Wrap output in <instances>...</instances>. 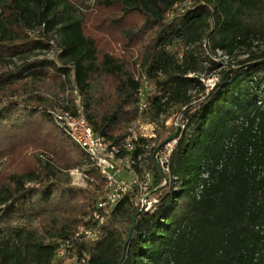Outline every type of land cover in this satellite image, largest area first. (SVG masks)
Instances as JSON below:
<instances>
[{
    "label": "trees",
    "instance_id": "1",
    "mask_svg": "<svg viewBox=\"0 0 264 264\" xmlns=\"http://www.w3.org/2000/svg\"><path fill=\"white\" fill-rule=\"evenodd\" d=\"M88 1L0 0V264H264V0ZM51 45L55 59L25 60ZM221 67L209 90L202 75ZM145 83L151 122L176 109L184 125L165 176L161 137L136 142L160 202L141 212L128 195L98 225L106 181L95 169L82 197L66 187L89 157L50 94L72 86L87 124L123 153ZM82 227L96 240L77 238Z\"/></svg>",
    "mask_w": 264,
    "mask_h": 264
},
{
    "label": "built area",
    "instance_id": "2",
    "mask_svg": "<svg viewBox=\"0 0 264 264\" xmlns=\"http://www.w3.org/2000/svg\"><path fill=\"white\" fill-rule=\"evenodd\" d=\"M147 84L145 83L139 93L141 97L140 111L148 109V104L145 102ZM77 109L76 115L71 114L70 111L60 109L54 113V117L60 127L70 136L71 140L87 154L91 167L98 170L106 181L108 190L99 199L98 209L92 216L93 221L97 222L98 225H103L109 219L116 205L131 194H135L134 204L141 212H150L156 209L160 200L153 193V174L150 171H144V173L139 174L136 171V166L142 157L136 159L133 156L136 142L140 138L153 139L152 136L154 135H138L135 131H131V135L127 138L124 145V152L121 153L118 148L112 147L102 137L96 135L87 124L80 106V99L77 102ZM176 142L175 140L169 143L158 154L159 163L162 166L166 165V168H164L166 174L169 173V160ZM80 236L96 240L98 230L82 227L77 233V238ZM71 241H65L59 246L57 251L58 259L67 257V251L72 248Z\"/></svg>",
    "mask_w": 264,
    "mask_h": 264
},
{
    "label": "rangeland",
    "instance_id": "3",
    "mask_svg": "<svg viewBox=\"0 0 264 264\" xmlns=\"http://www.w3.org/2000/svg\"><path fill=\"white\" fill-rule=\"evenodd\" d=\"M95 2H96V0H89L88 6L92 7ZM114 28H117V26H114ZM39 33H40V31H39V29H37L31 35L34 37H38ZM261 49L264 50V46H261ZM56 53H57L56 49L53 46L50 48L37 49L32 54L28 55L25 58V60L28 62L35 61L36 59H38V60H43V59L53 60L57 56ZM236 55H240L239 56L240 59L245 58V56H243L242 53H237ZM218 57L221 61H225V64H227L226 61H228L227 60L228 58L224 57L223 53L219 52ZM233 59L235 61V58H233ZM223 68L221 67V68L214 69L212 74H210L209 76L202 75L201 79L205 83V85L209 88V90H211L215 86L216 82L219 79L220 71ZM133 73H135L136 77H140L136 68L133 69ZM71 89H72V86H69V88L67 89L66 92L59 93V92L55 91L54 93L50 94L51 98L53 99V101L57 105V109H59V110L63 109L64 110L66 107H71L73 104L77 105L79 98L77 97V94H75L74 97H72V94H71L72 90ZM146 91H152L154 93L155 86L153 84H149V85L147 84L146 85ZM80 104H81V100H80ZM139 113L141 116L139 117L137 122L131 128L130 133H131V131H135L138 135L152 134V135H154V136H152L153 139L159 138V136H160L161 137L160 141L162 142L168 137V135L172 132L173 128L176 125L177 126L179 125V128L181 130L184 128L183 123H180V121H179L180 116H179V112L176 109L172 110L170 112L169 116H164L160 122H155V123L151 122V120H150V118H151L150 110H146V111H140L139 110ZM153 146H154V144H150V149ZM149 155H150V153H148L143 159V161H144L143 168H144L145 172L149 171V170L145 169L147 158L149 157ZM90 171L96 172V170L93 167L89 166V160H88L87 164L77 165L74 169L69 171L70 180H69V184L66 185V187L71 189L73 194L76 195L77 197H82V194H85L86 191L88 193V190L94 189V187L91 188L89 186V179L91 181H95L94 178H90V175H89ZM100 178L102 179L101 176H100ZM104 183H105V181H104ZM105 192H106V186H104L103 192L98 198H100ZM41 195L42 194L35 196L34 201L39 200ZM64 264H78V263H77L76 259L73 258V259L66 260L64 262Z\"/></svg>",
    "mask_w": 264,
    "mask_h": 264
},
{
    "label": "water",
    "instance_id": "4",
    "mask_svg": "<svg viewBox=\"0 0 264 264\" xmlns=\"http://www.w3.org/2000/svg\"><path fill=\"white\" fill-rule=\"evenodd\" d=\"M180 131L181 129L179 128L177 130V132L172 135L170 138L166 139L163 141V143L156 149L154 155H153V161H154V164L156 165L157 169L159 170L160 173H162L164 176H165V172H164V168H166V165L165 166H162L159 161H158V154L160 153V151L166 146L168 145L169 143H172L173 141H175L179 134H180ZM167 180V179H166ZM158 191V190H156ZM136 219L137 217H135L134 221H133V224H132V227H131V231H130V236H132L133 232H134V228H135V224H136Z\"/></svg>",
    "mask_w": 264,
    "mask_h": 264
}]
</instances>
